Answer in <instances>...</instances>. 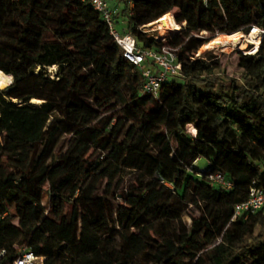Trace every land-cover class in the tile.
Wrapping results in <instances>:
<instances>
[{
  "label": "trees",
  "instance_id": "16d2710c",
  "mask_svg": "<svg viewBox=\"0 0 264 264\" xmlns=\"http://www.w3.org/2000/svg\"><path fill=\"white\" fill-rule=\"evenodd\" d=\"M119 1L140 47L154 42L139 17L181 31L164 42L180 47V76L158 98L141 94L89 4L0 0V71L12 77L0 89V264L22 249L44 264H264V210L233 220L249 188L264 189V40L238 54L239 77L190 59L264 29V0ZM200 158L207 171L189 173ZM216 172L229 190L209 181Z\"/></svg>",
  "mask_w": 264,
  "mask_h": 264
},
{
  "label": "built area",
  "instance_id": "2783aa9c",
  "mask_svg": "<svg viewBox=\"0 0 264 264\" xmlns=\"http://www.w3.org/2000/svg\"><path fill=\"white\" fill-rule=\"evenodd\" d=\"M16 1V0H14ZM89 4L92 9L97 12L105 25L107 26L110 37L120 49L122 58L135 67L140 75L142 85L141 94L149 95L158 98L159 90L163 83L171 78L180 76L182 65L178 59V48L165 44V40L169 39H152L154 44L150 48L140 47L134 36L127 32V29L122 31L118 18V9L111 7L107 0H78ZM208 0H203L206 5ZM132 4V3H129ZM132 14V7L128 9V16ZM145 27L139 28L142 33L148 35ZM257 32L256 39L259 40L258 51L262 40H264V29L252 27L250 32ZM148 37H150L148 35ZM151 38V37H150ZM191 60L199 59L196 54L190 57ZM209 181L215 183L225 190L232 187V183L226 178L222 172H216L208 177ZM264 210V189L256 186H251L248 191L247 199L238 203L234 207L233 220L241 215L255 214ZM4 252H0V262L3 259ZM46 257L38 256L33 252L22 249L18 256L8 264H44Z\"/></svg>",
  "mask_w": 264,
  "mask_h": 264
},
{
  "label": "rangeland",
  "instance_id": "374dc122",
  "mask_svg": "<svg viewBox=\"0 0 264 264\" xmlns=\"http://www.w3.org/2000/svg\"><path fill=\"white\" fill-rule=\"evenodd\" d=\"M107 2L111 7H114V8L117 7L115 9H118V10L119 9L123 10L124 6H125L124 3L120 2L119 0H107ZM129 7H133L132 4H129ZM120 10H119V12H120ZM170 13L173 16H176L174 11H172ZM118 17L119 18L121 17L120 27L125 28L127 26L126 17H123L121 15V13L118 14ZM148 18H151V17H148ZM148 18L139 17L137 19V25L139 26V28H142L144 21ZM144 29L147 31L148 35L151 38L160 40V34H159V31H157L156 26H151V27L144 28ZM179 33H181V31L174 34V35H177ZM173 36H170L168 38H172ZM206 36L207 35L204 33L203 37H206ZM243 37L245 38V40L241 45H231V46L222 47V48L216 47L213 49H205L204 46L207 43H209V41H210L209 40L207 43H205L203 46H201V48H199V50L195 54H196L197 58L206 60L207 62L212 61V60L217 61L218 64L220 65L221 71L224 70L227 74H230V76H232V77H239L240 74L236 70V67H235V62L238 59V54L254 55L256 53V52L253 53V49H252L254 47V42L246 39L244 34H243ZM162 39H166V38H162ZM218 39H220V38H216L215 40H218ZM215 40H213V41H215ZM250 49H252V51H248ZM239 50H242V51H239ZM251 53H253V54H251ZM56 71H57V68H50L49 69V72H51L52 75ZM37 103L40 104L39 102H37ZM41 105H42V102L37 107H40ZM208 167H209V162L205 158H200L196 161V163L193 165V167L188 170V172L193 173L194 175L200 176V175L204 174V172L207 171ZM197 172H199V174ZM167 186L170 187V185H168V184H167ZM47 202H48V198L46 196H44L43 203L45 205H47ZM183 221L186 223L187 226H189L190 219L188 218V216H184ZM260 234H264V232L258 231L256 236H258Z\"/></svg>",
  "mask_w": 264,
  "mask_h": 264
},
{
  "label": "bare ground",
  "instance_id": "6f19581e",
  "mask_svg": "<svg viewBox=\"0 0 264 264\" xmlns=\"http://www.w3.org/2000/svg\"><path fill=\"white\" fill-rule=\"evenodd\" d=\"M151 26H156L157 31H159L160 34V38H168L170 36H173L174 34L179 32V28L172 26L169 21L165 18L162 17L159 20L153 22L150 25L144 26L145 28L151 27ZM246 39H248L249 41L254 42V47L253 49V53H255V51L258 48V42L259 40L256 39L257 37V32L253 31L251 34L249 35H245ZM245 38L243 37V34L241 32H237L235 34L232 35H228V36H222V38L215 40V41H211L209 43H207L204 48L205 49H213L216 47H227V46H231V45H241L244 42ZM252 49L248 50V51H252ZM242 51V50H239ZM251 53V54H253ZM12 82V77L10 75H5L3 72L0 71V89H3L6 86H9ZM38 101L36 100H32V103H37Z\"/></svg>",
  "mask_w": 264,
  "mask_h": 264
},
{
  "label": "water",
  "instance_id": "95a60500",
  "mask_svg": "<svg viewBox=\"0 0 264 264\" xmlns=\"http://www.w3.org/2000/svg\"><path fill=\"white\" fill-rule=\"evenodd\" d=\"M245 35H247V34H245ZM7 87V86H6ZM5 88V87H4ZM29 100H31V99H29ZM23 105H31L29 102H28V100H26V101H22L21 102Z\"/></svg>",
  "mask_w": 264,
  "mask_h": 264
},
{
  "label": "crops",
  "instance_id": "0c3cea01",
  "mask_svg": "<svg viewBox=\"0 0 264 264\" xmlns=\"http://www.w3.org/2000/svg\"><path fill=\"white\" fill-rule=\"evenodd\" d=\"M119 10H120V9H119ZM118 12H119V11H118ZM120 19H121V17H120V18H119V17L117 18V21H118V23H119V26H120ZM126 27H127V26H126ZM126 27H125V28H121V30H122V31L126 30Z\"/></svg>",
  "mask_w": 264,
  "mask_h": 264
}]
</instances>
